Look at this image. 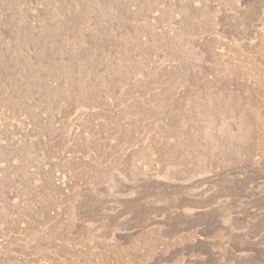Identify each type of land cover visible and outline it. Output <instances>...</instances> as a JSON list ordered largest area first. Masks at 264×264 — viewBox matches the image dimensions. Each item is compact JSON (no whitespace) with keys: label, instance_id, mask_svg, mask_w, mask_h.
Wrapping results in <instances>:
<instances>
[{"label":"rangeland","instance_id":"rangeland-1","mask_svg":"<svg viewBox=\"0 0 264 264\" xmlns=\"http://www.w3.org/2000/svg\"><path fill=\"white\" fill-rule=\"evenodd\" d=\"M263 47L264 0H0V264H264Z\"/></svg>","mask_w":264,"mask_h":264},{"label":"bare ground","instance_id":"bare-ground-1","mask_svg":"<svg viewBox=\"0 0 264 264\" xmlns=\"http://www.w3.org/2000/svg\"><path fill=\"white\" fill-rule=\"evenodd\" d=\"M204 1V0H203ZM235 1V0H234ZM41 4V3H40ZM240 10V9H239ZM247 14V13H246ZM208 16V15H207ZM212 16V15H211ZM225 16V15H224ZM205 17V16H204ZM206 19H207V17H206ZM204 20V19H203ZM202 20V21H203ZM211 21V20H210ZM204 23H206V22H204ZM225 24V23H224ZM206 25V24H205ZM254 26V25H253ZM255 26H257V25H255ZM251 29V28H250ZM258 30V29H257ZM251 31H253V30H251ZM250 31V32H251ZM258 32H259V30H258ZM258 32H257V34H258ZM262 32H263V30H262ZM139 33V32H138ZM252 35V34H251ZM260 37H261V35H259ZM263 38V37H262ZM263 42V41H262ZM11 48V47H10ZM264 48V47H263ZM262 50V49H261ZM233 56V55H232ZM234 57H235V55H234ZM215 59V58H214ZM213 61H216V60H213ZM217 61H218V59H217ZM216 61V62H217ZM224 64V63H223ZM227 64V63H226ZM229 64V63H228ZM218 66H219V64H218ZM233 66V65H232ZM234 67V66H233ZM226 68V67H225ZM228 68V67H227ZM179 69V68H178ZM228 69H230V68H228ZM248 69V68H247ZM257 69V68H256ZM231 70V69H230ZM232 70H234V69H232ZM231 70V71H232ZM236 70V69H235ZM243 69H241V71H242ZM251 70V69H250ZM253 70V69H252ZM255 70V69H254ZM253 70V71H254ZM174 71V70H173ZM226 71V70H225ZM224 71V72H225ZM228 71V70H227ZM234 72V71H233ZM239 72V71H238ZM250 73H251V71H249ZM249 72H247V73H249ZM257 72V71H256ZM259 72V71H258ZM228 73V72H227ZM226 73V75H224V76H227L228 74ZM235 73H236V71H235ZM240 73V72H239ZM246 73V74H247ZM254 73V72H253ZM252 73V74H253ZM222 74H224V73H222ZM221 74V75H222ZM230 74H231V72H230ZM255 74V73H254ZM261 74V73H260ZM186 75V74H185ZM233 75H234V73H233ZM264 75V74H263ZM237 76H239V74L237 75ZM258 76H261V75H258ZM234 77H236V76H234ZM241 77V76H240ZM168 78V77H167ZM228 78L230 79V77L228 76ZM254 78H256V77H254ZM258 78V77H257ZM257 78H256V80H257ZM186 79V78H185ZM236 79V78H235ZM238 79V78H237ZM231 80V79H230ZM240 80V79H239ZM253 81H254V79H252ZM260 80V79H259ZM236 82V81H235ZM260 82V81H259ZM263 82V81H262ZM247 84V83H246ZM175 85V84H174ZM247 86H248V84H247ZM261 87V86H260ZM263 85H262V87H261V89H263ZM215 88V87H214ZM251 88H253V87H251ZM178 89V88H177ZM212 89V88H211ZM248 89H250V88H248ZM248 89H246V90H248ZM255 89V88H254ZM257 89H260V88H258L257 87ZM181 90V89H180ZM215 91V90H214ZM220 91H222V90H220ZM224 91V90H223ZM250 91H251V89H250ZM253 91V90H252ZM255 91V90H254ZM257 91V90H256ZM259 91V90H258ZM257 91V92H258ZM213 92V91H212ZM256 92V93H257ZM173 93V92H172ZM217 93V92H216ZM222 93H224V92H222ZM253 94H254V92H252V96H253ZM259 94V93H258ZM209 95V94H208ZM226 95V94H225ZM228 95V94H227ZM226 95V96H227ZM251 95V94H250ZM208 97V96H207ZM206 97V98H207ZM210 97V96H209ZM229 97V96H228ZM256 97H258V96H256ZM262 97V96H261ZM264 97V96H263ZM262 97V98H263ZM225 98V97H224ZM231 98V97H230ZM245 98V97H244ZM247 98V97H246ZM261 98V99H262ZM260 99V98H259ZM171 100V99H170ZM209 100V99H208ZM226 100H227V98H226ZM231 101H232V99H230ZM235 100V99H234ZM249 100V99H248ZM264 100V99H263ZM263 100H262V102H263ZM220 101L221 102H225L224 101V99H223V97H222V94H216L215 95V93L212 95V98L210 99V101H208L209 102V104L211 105V107L212 106H214V103H220ZM229 102V101H228ZM227 102V103H228ZM247 102V101H246ZM195 103V102H194ZM205 103V102H204ZM203 103V104H204ZM206 103H207V101H206ZM190 104V103H189ZM225 104L226 103H224V104H222L224 107H225ZM236 104V107H237V103H235ZM259 104H260V102H259ZM207 105V104H206ZM209 105V106H210ZM221 105V104H220ZM233 104L232 103H229V104H226V109L225 110H230L231 109V106H232ZM240 105V104H239ZM247 105V104H246ZM262 105V104H261ZM193 106V105H192ZM202 106V105H201ZM217 106V105H216ZM216 106H214L215 108H216ZM207 107H208V105H207ZM233 107H235L234 105H233ZM245 107V106H244ZM208 108H210V107H208ZM248 108H249V106H248ZM194 109H197V107L195 108L194 107ZM234 109V108H233ZM241 109H242V107H241ZM244 109V108H243ZM218 110H219V107H218ZM217 110V111H218ZM222 110H224V109H222ZM237 110V109H236ZM255 110V109H254ZM202 111V110H201ZM214 111V110H213ZM212 111V112H213ZM242 111H244V110H242ZM253 111V110H252ZM196 112V111H195ZM221 113H222V111H220ZM225 112V111H224ZM245 112V111H244ZM239 113H240V111H239ZM243 113V112H242ZM242 113H240V114H242ZM255 113V112H254ZM257 113V112H256ZM259 113V112H258ZM226 114V113H225ZM234 114V113H233ZM232 114V115H233ZM244 114V113H243ZM247 114V113H246ZM260 114V113H259ZM222 116H224V115H222ZM231 116V115H230ZM245 116H247V115H245ZM255 116V115H254ZM226 117V116H225ZM234 117V116H233ZM249 117V116H248ZM0 118H2V117H0ZM211 118H213V117H211ZM240 118V117H239ZM262 118V117H261ZM197 119V118H196ZM210 119V118H209ZM216 119V118H215ZM234 119V118H233ZM232 119V120H233ZM240 119H242V118H240ZM245 119H247V118H245ZM180 120V119H179ZM200 120H202V119H200ZM205 120V119H204ZM244 120V119H243ZM258 120V119H257ZM7 121V120H6ZM178 121V120H177ZM216 121H217V119H216ZM246 121V120H245ZM249 120H247V122H248ZM263 121V120H262ZM200 123H201V121H199ZM212 122V121H211ZM215 122V121H214ZM242 122V121H241ZM254 122V121H253ZM203 123V122H202ZM213 123V122H212ZM243 123H244V121H243ZM260 123V122H259ZM259 123H257V126H258V124ZM183 124V123H182ZM191 124V123H190ZM204 124V123H203ZM224 124V123H223ZM246 124V123H245ZM245 124H244V126H245ZM184 125V124H183ZM182 125V126H183ZM249 125H251L250 127L252 128H250L249 127ZM249 125H248V128H247V131L249 130V132H247L244 128H241V129H239L237 132H234V131H232L233 129L229 126V125H221L220 126V128H219V130H220V141H219V145H220V148L223 150L222 152L224 153V152H233V151H238V152H248L249 154H245L246 156H247V158L248 159H251L252 160V158H253V156H252V154H250V152H254V150L255 149H261L262 148V144H261V141H259V140H257L258 138H259V135H260V133H258L257 132V129H256V125H252L251 124V122L249 123ZM242 126V125H241ZM240 126V127H241ZM243 126V127H244ZM176 127H178V126H176ZM175 127V128H176ZM180 127V126H179ZM178 127V128H179ZM192 127V126H191ZM205 127V126H204ZM245 127H247V126H245ZM261 127V126H260ZM193 128H195L194 126H193ZM199 128V127H198ZM203 128V127H202ZM206 128H208V126L206 127ZM206 128H205V130H206ZM211 128V127H210ZM215 128V127H214ZM214 128H212V129H214ZM173 129V128H172ZM171 129V130H172ZM182 129V128H181ZM200 129V128H199ZM199 129H197L198 131H199ZM204 129V128H203ZM212 129H209L210 131L212 130ZM232 129V130H231ZM234 129H235V127H234ZM260 129V128H259ZM264 129V128H263ZM196 130V129H195ZM195 130H193V131H195ZM216 130V129H215ZM218 130V131H219ZM176 131H178L177 129H176ZM186 131V130H185ZM192 131V132H193ZM210 131H208L209 132V134H210ZM218 131H216V132H218ZM179 132V131H178ZM182 132V131H181ZM200 132V131H199ZM202 132V131H201ZM203 132H205V131H203ZM261 132H262V128H261ZM264 132V131H263ZM213 133V132H212ZM207 134V133H206ZM263 134V133H262ZM192 135V134H191ZM194 135V134H193ZM196 135H197V131H196ZM195 135V136H196ZM201 135V134H200ZM194 136V137H195ZM206 136V135H205ZM215 136V135H214ZM186 137V136H185ZM207 137V136H206ZM212 137V136H211ZM216 137V136H215ZM215 137H212V139L214 140V138ZM263 138H264V136H262ZM198 138H200V137H198ZM202 138H203V135H202ZM208 138H210V137H208ZM219 138V137H218ZM218 138H217V140L216 141H218ZM97 140V139H96ZM181 140V139H180ZM188 140V139H187ZM201 140V139H200ZM210 140V139H209ZM212 140V141H213ZM15 141V140H14ZM185 141V140H184ZM198 141V140H197ZM205 141V140H204ZM207 141V140H206ZM205 141V142H206ZM211 141V140H210ZM211 141V142H212ZM196 142V141H195ZM210 142V143H211ZM183 143H186V142H183ZM190 143V142H189ZM197 143H199V142H197ZM202 143V142H201ZM207 143H208V145H209V141H207ZM187 145H188V143H186ZM212 144V143H211ZM214 144V143H213ZM212 144V145H213ZM185 145V144H184ZM192 145V144H191ZM196 145V144H195ZM207 145V144H206ZM211 145V146H212ZM216 145V144H215ZM214 145V146H215ZM169 146H170V144H169ZM182 146V145H181ZM190 146V145H189ZM202 146V145H201ZM211 146H209V147H211ZM188 147V146H187ZM204 147H205V145H204ZM203 147V148H204ZM207 147V146H206ZM170 148V147H169ZM175 148H176V146H175ZM178 148V147H177ZM184 148V147H183ZM192 148V147H191ZM198 148H200V147H198ZM208 148V147H207ZM213 149H215L216 148V152H217V150H218V148L217 147H212ZM212 148H210V149H212ZM263 149V148H262ZM262 149H261V151H262ZM3 150V149H2ZM178 150H180V149H178ZM184 150H185V148H184ZM183 150V151H184ZM191 150V149H190ZM193 150V149H192ZM258 150V151H259ZM171 151V150H170ZM170 151H168V152H170ZM203 151H205V150H203ZM213 151L215 152V150H212V154H213ZM210 153H211V151H209ZM260 152V151H259ZM182 153V152H181ZM193 153V152H192ZM206 153H208V152H206ZM220 153H221V151H220ZM220 153H218V154H216V155H219ZM234 153V152H233ZM261 153V152H260ZM264 153V152H263ZM203 154V153H202ZM211 154V155H212ZM239 154V153H238ZM255 154V153H254ZM180 155H182V154H180ZM196 155V154H195ZM225 155V154H224ZM223 155V156H224ZM228 155V154H227ZM227 155H225V156H227ZM231 155H233V154H231ZM230 155V156H231ZM240 155V154H239ZM241 155H244V154H241ZM240 155V156H241ZM263 155V154H262ZM261 155V156H262ZM172 156V155H171ZM170 156V157H171ZM193 156V155H192ZM222 156V155H221ZM222 156V159L224 158ZM233 156H236L235 154L233 155ZM240 156H238L237 155V157H239L240 158ZM174 157V156H173ZM183 158H184V155L182 156ZM187 157V156H186ZM195 157V156H194ZM215 157V156H214ZM228 157H229V155H228ZM172 158V157H171ZM188 158H190V157H188ZM199 158V157H198ZM226 158V157H225ZM243 158H245V157H243ZM246 158V159H247ZM178 159V158H177ZM197 158H195V159H193V160H196ZM200 159V158H199ZM205 159V158H204ZM217 159H219V158H217ZM220 159H221V157H220ZM241 159H242V156H241ZM255 159V158H254ZM173 160V159H172ZM189 160V159H188ZM203 160V159H202ZM230 160V159H229ZM261 160V159H260ZM199 161V160H198ZM248 161V160H247ZM77 162V161H76ZM186 162V161H185ZM189 162V161H188ZM195 162V161H194ZM193 162V163H194ZM196 162H197V160H196ZM209 162H211V159H210V161ZM245 162V161H244ZM258 162V161H257ZM260 162V161H259ZM146 163V162H145ZM184 163V162H183ZM192 163V164H193ZM205 163V162H204ZM248 163V162H247ZM250 163V162H249ZM176 164V163H175ZM180 164H182V163H180ZM179 164V165H180ZM188 163L186 162V165H187ZM195 164V163H194ZM244 164H246V162L244 163ZM253 164V163H252ZM177 165V164H176ZM204 166H206L205 164H203ZM217 165V164H216ZM248 165V164H247ZM250 165V164H249ZM256 165V164H255ZM14 166V165H13ZM188 166V165H187ZM220 166V165H219ZM250 166H252V165H250ZM257 166H260V165H257ZM256 166V167H257ZM214 167V166H213ZM261 167V166H260ZM5 168V167H4ZM199 168V167H198ZM198 168H196V169H198ZM202 168H203V166H202ZM3 169V168H2ZM193 169V168H192ZM191 169V170H192ZM200 170V169H199ZM199 170H197V171H199ZM203 170V169H202ZM213 170V169H212ZM189 171V170H188ZM221 171V170H220ZM239 171V170H238ZM99 172H100V170H99ZM145 172H148V171H145ZM219 172V171H218ZM236 172H237V170H236ZM235 172V173H236ZM240 172V171H239ZM239 172H237V173H239ZM243 172V171H242ZM6 173V172H5ZM200 173V172H199ZM220 173V172H219ZM148 174V173H147ZM169 174V173H168ZM203 174V173H202ZM206 174V173H205ZM223 174V173H222ZM233 174V173H232ZM149 175V174H148ZM151 175V174H150ZM178 175V174H177ZM204 175V174H203ZM202 175V176H203ZM207 175V174H206ZM228 175V174H227ZM185 176V175H184ZM184 176H182L181 175V177H184ZM202 176H201V178H202ZM216 176H218V173H213V175H210V176H205V178H203V179H196V181L199 183V184H197L198 186L199 185H201V192L200 193H198V194H202L201 196H205V198H202V200L201 201H210V200H213L214 199V196H212V195H210V194H206L205 193V188H204V186L206 187V184L204 185V183H207L208 181H209V183L211 182L212 184H214L215 182V177ZM179 177V176H178ZM187 177V176H186ZM204 177V176H203ZM232 177V176H231ZM1 178V177H0ZM102 178H103V174H102ZM148 178V177H147ZM168 178V177H167ZM210 178V179H209ZM142 179H144V177L142 178ZM225 179V178H224ZM227 179V178H226ZM60 180V179H59ZM62 180V179H61ZM60 180V181H61ZM148 180V179H147ZM228 180V179H227ZM57 181V180H56ZM55 181V182H56ZM171 181V180H170ZM219 181V180H218ZM71 182V181H70ZM152 181H151V179L147 182L146 181V183H151ZM154 182V181H153ZM172 182V181H171ZM180 182V181H179ZM195 182V181H194ZM214 182V183H213ZM3 183V182H2ZM59 183V182H58ZM57 183V184H58ZM159 183V182H158ZM170 185H172L170 182H168ZM175 183H176V180H175ZM217 183V182H216ZM215 183V184H216ZM228 183H230V181L228 182ZM5 184V183H4ZM63 184V183H62ZM141 184H143V183H141ZM159 184H161V183H159ZM166 184V183H165ZM178 184V183H177ZM176 184V185H177ZM191 184V183H190ZM218 184V183H217ZM221 184V183H220ZM56 185V184H55ZM137 185V184H136ZM167 185V184H166ZM174 185V184H173ZM182 185V184H181ZM185 185V184H184ZM189 185V184H188ZM209 185V184H208ZM207 185V186H208ZM62 186V185H61ZM63 186H64V184H63ZM71 186V185H70ZM160 186V185H159ZM169 186V185H168ZM175 186V185H174ZM191 186V185H190ZM65 187V186H64ZM184 187V186H183ZM212 187V186H211ZM210 187V189L212 190V188ZM218 187V186H217ZM61 188V187H60ZM2 189V188H1ZM63 189V188H62ZM151 189V188H150ZM171 189V188H170ZM181 189H183V188H181ZM99 190H101V189H99ZM132 190H134V189H132ZM175 190V189H174ZM192 189H190V191H191ZM261 190H263V188H261ZM124 191L125 190H123V193H124ZM127 191H128V188H127ZM135 192H136V190H134ZM134 191H133V193H134ZM137 191H138V189H137ZM195 191V190H194ZM210 191V190H209ZM215 191L217 192V190L215 189ZM93 192V191H92ZM112 192V191H111ZM132 192V191H131ZM170 192H172V191H170ZM174 192V191H173ZM212 192V191H211ZM260 192V191H259ZM122 193V194H123ZM127 193V192H126ZM140 193V192H139ZM139 193H137V194H139ZM263 193V192H262ZM92 194V193H91ZM121 194V193H120ZM119 194V196H121ZM129 194V193H128ZM136 194V195H137ZM179 194V193H178ZM187 194H188V192H187ZM186 194V195H187ZM216 193H214V195H215ZM81 195V194H80ZM131 195V194H130ZM134 195V194H133ZM82 196V195H81ZM92 196V195H91ZM183 196V195H182ZM189 196V195H188ZM217 196V195H216ZM264 196V195H263ZM84 197V196H83ZM93 197H95V196H93ZM122 198H121V200L123 199V198H125L124 196H121ZM127 197V196H126ZM128 197L130 198V196L128 195ZM134 197V196H133ZM141 197V196H140ZM187 197V196H186ZM207 197H209V198H207ZM219 197V196H218ZM225 197V196H224ZM87 198V197H86ZM92 198V197H91ZM139 198V197H138ZM137 198V199H138ZM174 198V197H173ZM176 198V197H175ZM178 198H180V197H178ZM190 198V197H189ZM126 199V198H125ZM130 199H132V202H135V201H133L134 199L133 198H130ZM130 199H128V200H130ZM142 199H143V197H142ZM141 199V200H142ZM186 199V198H185ZM191 199V198H190ZM207 199V200H206ZM227 199V198H226ZM93 200V199H92ZM100 200V199H99ZM121 200L119 199V201L121 202ZM135 200H136V198H135ZM179 200V199H178ZM177 200V201H178ZM183 200V199H182ZM85 201V200H84ZM125 201V200H124ZM140 201V200H139ZM155 201V200H154ZM169 201V200H168ZM176 201V202H177ZM184 201H186V200H184ZM183 201V202H184ZM188 201V200H187ZM216 201H217V204L220 202L219 200H217V198H216ZM87 202V201H86ZM98 202H100V201H98ZM107 202H109V201H107ZM128 202V201H127ZM127 202H125V205H127L126 203ZM157 202V201H156ZM179 202V201H178ZM90 203V202H89ZM89 203H87V204H89ZM91 203H92V201H91ZM95 203H96V201H93V204H94V206H95ZM129 203V202H128ZM140 203V202H139ZM141 203H142V201H141ZM140 203V204H141ZM147 203V202H146ZM150 203V202H149ZM180 203H181V201H180ZM185 203V202H184ZM183 203V204H184ZM197 203V202H196ZM199 203V202H198ZM214 203H216L215 202V200H214ZM106 204V203H105ZM131 204V203H130ZM137 204H138V202H137ZM144 204V203H143ZM176 204H178V203H176ZM186 204V203H185ZM184 204V205H185ZM85 205V204H84ZM90 205V204H89ZM97 205V204H96ZM122 205V204H121ZM142 205V204H141ZM179 205V204H178ZM177 205V206H178ZM180 205H182V204H180ZM187 205V204H186ZM216 205V204H215ZM223 205V204H222ZM9 206V205H8ZM91 206V205H90ZM109 206V205H108ZM135 206H136V204H135ZM144 206V205H143ZM143 206H141V207H143ZM177 206H175V207H177ZM214 206V205H213ZM231 206V205H230ZM10 207V206H9ZM87 207H89V206H87ZM100 207V206H99ZM107 207V206H106ZM137 207V206H136ZM205 206H203L202 204L201 205H192V204H190V206H181L179 209L181 210V211H179L182 215H186V216H188V215H197L198 216V214H200V215H202L203 213L202 212H205V211H208V208L207 209H205L204 208ZM215 207V206H214ZM243 207V206H242ZM6 208V207H5ZM11 208V207H10ZM92 208V207H91ZM211 208H213V207H211ZM216 208V207H215ZM2 209V208H1ZM119 209H120V207H119ZM243 209V208H242ZM245 209H246V207H245ZM4 210V209H3ZM103 210H104V208H103ZM211 210V209H210ZM248 209H246V210H244L243 212H247L248 213V211H247ZM169 211V210H168ZM240 211V210H239ZM242 211V210H241ZM99 212V211H98ZM137 212V211H136ZM209 212V211H208ZM212 212V211H211ZM250 212V211H249ZM108 213V212H107ZM178 213V212H177ZM161 214V213H160ZM207 214V213H206ZM215 214V213H214ZM3 215V214H2ZM181 215V216H182ZM199 215V216H200ZM79 216V215H78ZM82 216V215H81ZM152 217V216H151ZM75 219V218H74ZM81 219V218H80ZM121 219V218H120ZM131 219V218H130ZM56 220V219H55ZM59 220V219H58ZM69 222V221H68ZM130 222V221H129ZM125 223V222H124ZM128 223V222H127ZM126 224V223H125ZM138 224V223H137ZM129 225V224H128ZM141 225V224H140ZM150 225V224H149ZM264 225V224H263ZM52 226V225H51ZM84 226V225H83ZM144 226V225H143ZM93 227V226H92ZM130 227V226H129ZM119 228V227H118ZM121 228V227H120ZM140 228V227H139ZM125 229H126V227H125ZM136 229V228H135ZM138 229V228H137ZM78 230V229H77ZM140 230V229H139ZM144 230V229H143ZM69 234V233H68ZM95 234V233H94ZM4 244V243H3ZM8 244V243H7ZM4 249V248H3ZM8 249V248H7ZM19 262V261H18ZM10 263V262H9Z\"/></svg>","mask_w":264,"mask_h":264}]
</instances>
